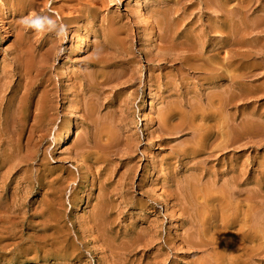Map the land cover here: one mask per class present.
I'll return each mask as SVG.
<instances>
[{
    "label": "rangeland",
    "instance_id": "obj_1",
    "mask_svg": "<svg viewBox=\"0 0 264 264\" xmlns=\"http://www.w3.org/2000/svg\"><path fill=\"white\" fill-rule=\"evenodd\" d=\"M217 1L0 0V264H264V0Z\"/></svg>",
    "mask_w": 264,
    "mask_h": 264
},
{
    "label": "bare ground",
    "instance_id": "obj_2",
    "mask_svg": "<svg viewBox=\"0 0 264 264\" xmlns=\"http://www.w3.org/2000/svg\"><path fill=\"white\" fill-rule=\"evenodd\" d=\"M56 1H57V0H56ZM215 1H216V0H215ZM218 1H219V0H218ZM218 1H217V2H218ZM40 2H41V4H42V1H40ZM40 2L37 3V0H27L26 2H25V1H21V0H12V4H11V6H12V8L15 10V12L17 13V14L15 13V14L18 15V17H19V16H21V13H23L24 10H26V9H27V10H28L29 8H30V9H33V10L36 9V8L38 9V7H39L38 5H40ZM44 2H45V1H44ZM44 2H43V3H44ZM226 2H227V1H226ZM226 2H225V3H226ZM10 3H11V2H10ZM48 3H49V2H47V4H48ZM45 4H46V3H45ZM45 4H44V5H45ZM219 4H220V2H219ZM221 4H222V2H221ZM48 5H49V4H48ZM50 5H51V4H50ZM91 5H92V4H91ZM205 5H206V4H205ZM37 6H38V7H37ZM55 6H57V5H55ZM138 6H139V8L141 9L142 5H141L140 3L138 4ZM217 6H218V4H217ZM42 7H43V6H42ZM47 7L49 8V6H47ZM47 7H46V9H47ZM61 7H63V6H61ZM61 7H60V8H61ZM218 7L220 8V6H218ZM223 7H224V6H223ZM39 8H40V7H39ZM44 8H45V7H44ZM63 8H64V7H63ZM63 8H62V9H63ZM86 8H87V7H86ZM221 8H222V7H221ZM226 8H227V7H226ZM50 9H51V10H50L49 14H53L54 12L57 13V11H56V9H55L54 7H50ZM65 9H66V8H65ZM140 9H139V10H140ZM33 10H32V11H33ZM38 10H39V9H38ZM47 10H48V9H47ZM29 11H30V10H29ZM32 11H31V12H32ZM62 11H63V10H62ZM228 11H229V10H228ZM34 12H35V11H34ZM38 12H39V11H38ZM38 12H36V13H38ZM71 12H72V11H71ZM29 13H30V12H29ZM15 14H14V15H15ZM30 15L33 16V14H31V13H30ZM36 15H37V14H36ZM37 16H38V15H37ZM13 17H14V16H13ZM33 17H34V16H33ZM47 17L50 18V19L52 18V17H50L49 15H48ZM18 19H19V18H18ZM60 19H61V20H65V19H63L62 17H60ZM15 21H16V20H15ZM17 21H18V23L20 22L19 20H17ZM17 21H16L15 23H17ZM65 21H66V20H65ZM58 22H59V21H58ZM108 24H109V22H108ZM111 24H112V23H111ZM18 26H19V24H18ZM47 29H48V28H47ZM47 29H46V30H47ZM111 29H112V28H111ZM230 29H231V28H230ZM28 30L32 31L31 28L28 29ZM16 31H17V30H16ZM30 31H29V32H30ZM35 31H36V30H35ZM48 31H49V30H48ZM111 31H112V30H111ZM111 31H110V32H111ZM33 32H34V31H33ZM116 32H117V30H114V31H112V32L110 33V38H111V39H113V37H114L113 35H115ZM19 33H21V31H19ZM230 33H231V30H230ZM31 34H32V33H31ZM41 34H42V33H41ZM47 34H48V33H47ZM5 35H8V34H5ZM18 35H19V34H18ZM224 35H225V34H224ZM16 36H17V35H16ZM16 36H15V37H16ZM19 36H20V35H19ZM228 36H229V35H228ZM230 36H231V35H230ZM230 36H229V37H230ZM4 37H5V36H4ZM106 37H107V36H106ZM229 37H228V38H229ZM7 38H8V37H7ZM7 38H5V39H7ZM157 38H158V36H157V31H156V29H155V28H151V30L149 31V36H148V39H149L150 43H153V44H154V42H156ZM224 38H225V37H224ZM231 38H232V36H231ZM5 39H3V40H5ZM32 39H33V38H32ZM46 39H47V38H46ZM19 40H20V39H18V41H19ZM108 40H109V39H108ZM228 40H230V39H228ZM226 41H227V40H226ZM33 42H34V41H33ZM51 42H52V41H51ZM227 42H228V41H227ZM40 43H41V42H40ZM42 43H43V42H42ZM53 43H54V42H53ZM21 44H22V42H21ZM23 45H25V44L23 43ZM34 45H35V44H34ZM190 46H191V45H190ZM23 47H24V46H23ZM27 47H28V45L25 46L24 48L27 49ZM29 47H30V46H29ZM51 47L53 48V46H51ZM49 48H50V46H48L47 50H48ZM52 48H51V50H53ZM114 48H115V47H114ZM22 49H23V48H22ZM230 50H231V49H230ZM44 51H45V50H44ZM48 51H49V50H48ZM48 51H47V53L49 54L51 51H50V52H48ZM120 51H121V50H120ZM28 53H29V52H28ZM47 53L45 52L44 54H47ZM255 53H256V52H255ZM18 54H20V53H18ZM25 54H26V53H25ZM48 54H47V56H49ZM18 57H19V56H18ZM18 57H17V58H18ZM23 57H25V56H23ZM23 57H22V58H23ZM28 57H29V56H28ZM43 57H45V55H44ZM49 57H50V56H49ZM19 58H21V57H19ZM45 58H46V57H45ZM45 58H42V60L45 61V60H44ZM47 58H48V57H47ZM16 60H17V59H16ZM20 60H21V59H20ZM42 60H40L41 63H43ZM47 60H48V59H47ZM223 60H224V59H223ZM24 61H25V59H24ZM21 63H22V62H20V64H21ZM25 63H26V62H25ZM44 63H45V62H44ZM17 64H18V63H17ZM28 64H30V63H28V61H27V65H28ZM22 65H23V64H22ZM30 65H31V64H30ZM30 65H29V66H30ZM90 65H91V64H90ZM92 65L95 67L96 62H93ZM41 66H43V65L41 64ZM38 67H39V66H38ZM94 67H93V68H94ZM253 71H254V70H253ZM38 73H39V72H38ZM42 75L44 76V74H42ZM42 75H41V76H42ZM41 76H40V77H41ZM257 76H258V75H257ZM255 77H256V76H255ZM262 90H264V89H262ZM224 95H225V94H224ZM251 96H252V95H251ZM225 97H226V96H225ZM226 98H227V97H226ZM148 102H149V101L146 99V100L143 102L141 109H145L146 107H148V106H149V103H148ZM205 114H206V113H205ZM181 115H182V114H181ZM220 116H221V115H220ZM163 117H164V116H163ZM179 117H180V116H179ZM142 122H143V119L141 120V123H142ZM236 123H237V122H236ZM227 126H228V125H227ZM224 127H225V126H224ZM255 127H256V126H255ZM225 128H226V127H225ZM228 128H229V127H228ZM227 130H228V129H227ZM214 131H215V130H214ZM223 132H224V131H223ZM225 133H226V132H225ZM177 134H178V133H177ZM226 134H227V133H226ZM226 134H225V135H226ZM192 137H193V136H192ZM222 137H223V136H222ZM109 138H110V137H109ZM227 138H228V135H227ZM69 139H70V134H69L68 131H66L61 137H59V139H58V143H57V144H58L59 146H63V145H65V144L68 142ZM190 139H191V138H190ZM224 139H225V143L227 144L226 141H228V140H226V138H224ZM228 139H229V138H228ZM222 141H223V140H222ZM213 142H214V141H213ZM219 143H220V142H219ZM225 143H224V144H225ZM224 146H225V145H224ZM230 146H231V145H230ZM63 148H64V147H63ZM189 180H190V179H189ZM192 181H193V179H192ZM208 182H209V181H208ZM221 183H222V182H221ZM193 184H194V183H193ZM196 186H197V184H196ZM196 186L194 185V186H192V187H195V189H197ZM224 187H225V186H224ZM226 187H227V186H226ZM215 188H216V187H215ZM215 188H214V189H215ZM195 189H194V188L192 189V190H193V193L195 192ZM230 189H231V188H230ZM196 191H197L196 193L198 194V189H197ZM230 191H231V190H230ZM203 193H204V192H203ZM223 193H224V192H223ZM204 194H205V193H204ZM199 195H200V194H199ZM199 195H198V196H199ZM206 195H207V194H206ZM227 195H228V193H227ZM200 196H201V195H200ZM196 197H197V196H196ZM213 197H214V196H213ZM247 197H248V196H247ZM251 197H252V196H251ZM256 198H257V197H256ZM215 200H216V199H215ZM228 202H229V201H228ZM192 204H193V203H192ZM225 206H226V205H225ZM235 206H236V205H235ZM238 207H239V206H238ZM195 210H196V209H195ZM244 212H245V211H244ZM204 215H205V214H204ZM203 217H204V216H203ZM243 217H244V216H243ZM206 218H207V217H206ZM208 218H209V217H208ZM258 219H259V218H258ZM203 220H204V219H203ZM240 220H242V219H240ZM194 221H195V220H194ZM206 223H207V222H206ZM255 223H256V222H255ZM202 224H203V223H202ZM257 224H258V223H257ZM209 225H210V224H209ZM258 225H259V224H258ZM260 226H261V225H260ZM208 229H209V228H208ZM201 230H202V228H201ZM205 230H206V229H205ZM190 231H191V230H190ZM195 231H196V230H195ZM262 232H264V231H262ZM208 233H209V232H208ZM232 234H233V233H232ZM195 235H196V233H195ZM204 235H205V234H204ZM203 237H204V236H203ZM235 237H236V236H235ZM207 238H208V237H207ZM208 239H209V238H208ZM257 239H258V237H257ZM196 240H197V239H196ZM205 241H206V240H205ZM256 241H257V240H256ZM213 242H214V241H213ZM207 244H208V243H207ZM221 244H222V243H221ZM188 245H189V244H188ZM214 245H215V244H214ZM216 245H217V244H216ZM257 245H258V244H257ZM212 246H213V245H212ZM217 246H218V245H217ZM221 246H222V245H221ZM190 247H191V246H190ZM228 247H229V246H228ZM213 248H214V247H212V249H213ZM220 249H221V248H220ZM213 251L216 252L215 249H213ZM256 251H257V250H256ZM225 252H226V251H225ZM227 252H228V251H227ZM261 252H262V251H261ZM217 253H218V252H217ZM223 253H224V251H223ZM227 254H228V253H227ZM209 255H211V254H209ZM219 255H221V254H219ZM215 256H216V255H215ZM210 257H211V256H210ZM210 257H209V258H210ZM211 258H212V257H211ZM213 259H214V258H213ZM211 261H212V260H211ZM228 262H229V261H228ZM242 263H243V262H242Z\"/></svg>",
    "mask_w": 264,
    "mask_h": 264
},
{
    "label": "clouds",
    "instance_id": "obj_3",
    "mask_svg": "<svg viewBox=\"0 0 264 264\" xmlns=\"http://www.w3.org/2000/svg\"><path fill=\"white\" fill-rule=\"evenodd\" d=\"M20 24L28 29H35L36 31H44L45 30V25L48 26V30H54L57 28V24L49 19L48 17H33V16H28L24 17L20 20ZM58 36H65L67 35V29L66 26L63 24L59 25V30L57 31Z\"/></svg>",
    "mask_w": 264,
    "mask_h": 264
}]
</instances>
